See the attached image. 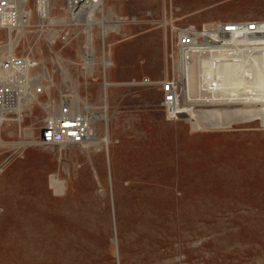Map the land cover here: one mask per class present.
Instances as JSON below:
<instances>
[{
    "label": "rangeland",
    "instance_id": "1",
    "mask_svg": "<svg viewBox=\"0 0 264 264\" xmlns=\"http://www.w3.org/2000/svg\"><path fill=\"white\" fill-rule=\"evenodd\" d=\"M21 1L28 15H16L21 28L10 34L0 26V48L11 35V53L30 62L26 78L45 91L25 87L20 112L1 113L0 264H264V125L207 127L238 110L264 114V105H201L192 94L201 67L195 85L175 53L167 57L171 24L264 21V0H101L89 26L82 15L72 23L70 0H45L46 17L39 0ZM219 52L200 54L199 65L207 70V56ZM172 76L179 107L205 114L194 116L204 129L164 111L159 82ZM63 92L108 144L39 143ZM37 222L40 258L23 236Z\"/></svg>",
    "mask_w": 264,
    "mask_h": 264
},
{
    "label": "bare ground",
    "instance_id": "2",
    "mask_svg": "<svg viewBox=\"0 0 264 264\" xmlns=\"http://www.w3.org/2000/svg\"><path fill=\"white\" fill-rule=\"evenodd\" d=\"M69 11L68 14L70 15V19L74 21H78L77 18L82 15L85 19V22L90 25V21L92 20L93 14L95 11L100 10L99 7L101 6V0H70L69 2ZM22 1L18 3V6L16 7L13 3H9L7 7L3 8L0 11V26L6 27L8 30V33L10 34L12 29H19L21 28L20 22L18 20H23L22 17H26L28 14L26 12H23L21 10ZM16 7V9H15ZM46 2L44 0L38 1V9L41 15H46ZM17 15V21L14 20V18ZM110 11L107 12V17H111ZM20 16V17H19ZM46 17V16H45ZM164 19V18H163ZM161 19V24L163 27L166 25V20ZM92 22V21H91ZM120 22H118L119 24ZM118 24H110L112 30H117ZM101 26H104L103 24H99ZM108 25V26H110ZM258 32L253 36H222L219 37L221 40V44L219 49H213L220 51L216 57H219V59H215V56H212L211 53L207 56L206 63L208 66L209 76L207 74L206 68L203 66L204 64L199 65V59L201 58L199 53L193 54L192 57H190V62L179 63V68H184L188 76H192V80L197 81L194 83L195 85L198 83L199 76L196 75L197 70L201 67V70L203 71V82L196 85L195 89L192 90V94H199V98L195 101H198L197 103H200L201 105H222V104H239V103H250L255 105H264V46L261 47H253L250 46L249 43L251 40L256 39V41L261 40L264 42V23L260 27H258ZM89 30V27H88ZM118 32V31H117ZM88 34V31H87ZM9 39V44L3 48H0V52H7L8 54H11L12 47L15 43V40ZM87 44H86V52H85V65L89 66L91 64L90 62V36L87 35ZM223 44V45H222ZM264 44V43H263ZM212 51V50H211ZM212 51V52H213ZM239 58V59H238ZM231 59V61H229ZM240 60V61H239ZM103 66L106 67L108 65L107 62H102ZM192 64V65H191ZM25 65L27 67L30 66V62L28 60H25ZM200 66V67H199ZM190 73V74H189ZM25 74V73H24ZM23 74V78L25 79V84L22 88V95L21 99H19V105L16 108L17 113L21 110L20 103L22 102V96L24 94V89L27 87L29 80L26 78V76ZM197 77H195V76ZM45 79H48L47 73L44 71V75L42 76ZM245 78V80H244ZM39 79V78H38ZM37 79V80H38ZM248 80V82H246ZM191 81V80H190ZM204 84L208 85L209 88L203 89ZM109 85V84H108ZM105 85V89L108 86ZM193 85V84H192ZM110 86V85H109ZM255 88H258L259 91H255ZM28 89V88H27ZM190 85L187 84L186 93H184L185 98L187 100H192L191 93H190ZM198 90H202L199 91ZM203 94L204 97L200 94ZM202 96V97H201ZM250 96V97H248ZM31 95H27L24 99V101H27L28 99H31ZM194 101V102H195ZM188 103V102H187ZM22 104V103H21ZM76 105V104H75ZM248 107V105H247ZM261 107V106H260ZM106 104L104 105V114H102V119L106 121ZM172 112L169 113V118H185V121L191 122L195 128L197 129H204L199 123H197V119L194 117L196 114L202 116V118H206L205 114H203L200 111H193V105L186 106L184 108L179 107V102L177 100L176 104L172 107ZM3 111H0V123L5 120L2 118L1 115ZM8 112V111H6ZM207 114V113H206ZM225 115V114H224ZM223 115V116H224ZM232 119L229 121H222V122H213L208 123L207 127L215 128V129H222L227 128L230 126L231 122H252V121H260L264 125V114L260 111H242L238 110L230 114ZM218 117V116H217ZM205 120V119H204ZM91 121H89L90 125ZM206 128V127H205ZM108 137L105 135L102 139H95L93 137L92 131L89 128V136L88 140L91 144H100L104 143L105 145L108 144L107 140ZM51 186L53 187V184L56 185V188L60 187L59 184L57 185L56 182H54L53 178L50 180ZM58 186V187H57ZM35 222V221H34ZM36 224V223H34ZM32 225V223H31ZM30 224L27 225L26 228V234L25 236V243L31 241L34 247V253L33 255L35 257L40 258L41 254L38 252L40 250V243L42 241V236L44 233L40 230L39 227L41 225L37 222V225L32 228ZM43 230V229H42ZM47 234V232H46ZM45 238V237H44ZM48 249V248H47ZM48 252V250H47Z\"/></svg>",
    "mask_w": 264,
    "mask_h": 264
},
{
    "label": "built area",
    "instance_id": "3",
    "mask_svg": "<svg viewBox=\"0 0 264 264\" xmlns=\"http://www.w3.org/2000/svg\"><path fill=\"white\" fill-rule=\"evenodd\" d=\"M45 1V0H44ZM10 2L0 0V11L7 7ZM264 21H231V22H205L200 27L192 25H179L170 28V43L172 50L167 57L173 60V55L177 58L174 63L190 62L193 54H205L213 49H219V37L222 36H253L258 32ZM167 38V37H166ZM25 57H18L15 54H8L5 58H0V111H16L21 99L22 88L25 84L23 74L26 76L28 67L25 65ZM27 77V76H26ZM28 78V77H27ZM30 80L26 88L32 95L43 93L45 86L41 81ZM174 76L164 78L159 82L161 86V99L164 111L169 115L172 107L178 100V87ZM147 81V80H146ZM34 82V83H32ZM74 97L69 93H61L54 111V117L47 118L41 126L39 143L45 146L58 144L79 145L87 143L89 136V118L72 101Z\"/></svg>",
    "mask_w": 264,
    "mask_h": 264
}]
</instances>
